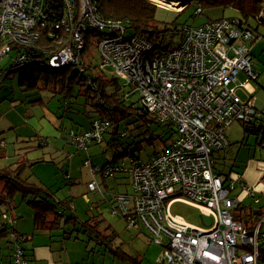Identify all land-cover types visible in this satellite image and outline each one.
I'll return each mask as SVG.
<instances>
[{
    "label": "built area",
    "instance_id": "2783aa9c",
    "mask_svg": "<svg viewBox=\"0 0 264 264\" xmlns=\"http://www.w3.org/2000/svg\"><path fill=\"white\" fill-rule=\"evenodd\" d=\"M61 3L63 13L53 19L48 10L51 0H0V38H6L0 58L10 54L15 41L32 42L45 30L57 49L46 51L43 64L51 68L75 64L85 47L84 33L109 29L111 34L99 42L103 62L136 87L143 105L158 121L176 126L168 147L150 161L139 160L127 168L124 162L100 166L87 157L84 164L92 177L88 188L107 195L97 176L111 177L126 167L132 192L111 195V211L121 214L128 226L145 228L162 246L165 264H258L263 220L248 228L234 217L232 210L240 204L231 195L234 182L215 171L213 158L215 151L229 145L226 129L233 122L263 116L251 99L243 100L237 93L246 85L239 81L241 72L250 81L258 79L250 47L243 43L253 33L241 28L239 20L224 17L185 27L178 47L151 56L150 42L138 36L126 38L123 20L99 15L93 0ZM28 60L31 56L25 51L17 52L14 59L16 64ZM92 124L84 132L70 130L68 141L81 149L92 141L102 142L108 120ZM242 189L255 197L247 185ZM175 201L196 206L211 217V224L196 225L173 215L170 206ZM8 220L15 222L12 215ZM11 236L12 264H27L22 246L27 236Z\"/></svg>",
    "mask_w": 264,
    "mask_h": 264
},
{
    "label": "trees",
    "instance_id": "16d2710c",
    "mask_svg": "<svg viewBox=\"0 0 264 264\" xmlns=\"http://www.w3.org/2000/svg\"><path fill=\"white\" fill-rule=\"evenodd\" d=\"M93 1L97 7V11L99 15L105 16L109 19L111 18L115 20L116 19L123 20L124 27H126V34H125L126 38H130L132 36H138L150 42L153 45L152 50H150L149 53V55L151 56H155V53L162 55L165 52L169 51L170 49L178 47L184 38L185 27L194 26V25H189L187 23L179 24L176 18H174L169 22L159 21L157 18V12L159 9H164V8L159 7L153 1L161 5L165 4V2L161 0H153V1L93 0ZM199 2L201 4L200 7L202 11L197 12L196 14L203 13L204 10L207 8H220L223 11L227 9L235 10L236 13L233 14V17H229V18L239 20L240 21L239 24L241 28L248 29L253 33L252 34L253 36L251 38L243 41V43L246 46L250 47V44H252V42L259 37V34L256 33L255 28H253L254 25L252 23L255 21L257 22V20H260L259 15L263 5L262 3L263 0H199ZM51 3L52 6L48 8V10L50 11V16L53 19H58L60 17V14L62 15L63 13L61 0H51ZM179 5H175V6H179L183 8V3ZM196 6L198 5L195 4V7ZM186 7H184L183 9L181 8L182 10L176 12V14L181 15ZM224 17L225 16H221L218 18H210L206 22L218 20ZM39 33H40L39 38L34 40L32 39L33 40L32 42L15 41L14 43L11 44L12 51L10 52L9 55H4V56H8L10 58V61L11 59H13V61H11L10 64L8 61L6 65H0V88L2 87L4 81L7 78L9 77L11 78L13 73L18 72L19 88L27 92L29 97H34L36 95H39V97L32 100L31 103L33 104H42L44 102L40 94L43 91H49L52 97H58V99L62 102L61 107L63 108L70 107L71 103L74 101L73 100L74 98H78L82 96L84 98L82 104L83 106H85V110H84L85 113L90 117L92 116L96 117L94 120L93 118H90V123H93V121L95 120H99V121L108 120L109 124L104 133L108 131L113 136L112 138H110L111 140L109 141H110V145H113L115 147L117 156H120V154L123 153L127 154L129 152L130 147L132 146V143H137L136 141L132 142L129 140H126L125 143L120 142V137H123L124 139L128 137V136L124 137L125 132H120L121 123L126 119L128 115H135L137 116L138 120L152 121L160 126L165 125L167 128L163 134L167 136L169 142L172 141L176 133V126L173 125V123L158 121L155 118V115L151 113L150 110L143 105L141 99H137V101H130L129 103L128 101L129 94L126 93V91L124 90L125 86L121 82H119L118 77L117 76L108 77L105 73H103L102 70L100 71L98 69L99 66L98 64L88 62V60L86 59L85 53L88 51L92 52L91 49L93 46L94 47L98 46V50H99L100 40L104 36L111 34L109 29L105 28V30L86 31L83 36L85 39V47L81 52V54L79 55L78 62L75 64L68 63L62 67H56V68L45 66L43 62L46 61V57L49 54L46 51L50 50L49 52H52L53 50L57 49L56 48L57 44H55L54 40L49 39L50 36L45 30L39 31ZM168 33H171L170 36L172 37L173 35L174 36L179 35L178 41L174 44L172 42V39L170 41H166V35ZM5 39L6 38H0V48L4 45L6 41ZM19 51L29 52L31 56V61L28 60V62L16 64L14 59L16 53ZM100 55L102 57L101 53ZM252 56H253V64H254V55L252 54ZM102 64H104L105 66L109 65V63H105L103 61ZM254 69H255V65H254ZM126 84L128 85L129 90L132 91L133 94L139 93V91L136 89V87L133 84H131L128 81ZM75 89H76V93H74ZM5 98L7 99V96ZM88 106H91L92 109L90 108L89 111L87 112ZM91 111L93 112V115H90ZM256 119L248 122L244 121L243 123L246 126V133L254 134L256 137L257 136L260 137L262 140L259 141L258 144L264 146V115L261 116L260 118L256 117ZM73 123L74 124L77 123V124L74 125ZM73 123H71L73 124L72 127H69L70 130L73 129L76 132H80L76 130V126L77 125L79 126L81 124L75 120L73 121ZM91 127H88L84 131H87ZM110 127L113 128L111 131H110ZM61 129L66 130L64 125L63 127H61ZM70 130H68V132ZM104 138H105V134H104ZM17 140L21 142H26V145L24 146L26 150H29L35 146V144L29 142L30 141L29 138H21L20 136H18ZM27 143L30 144L27 145ZM155 155L150 160H152L155 157ZM4 156H6L5 143L0 145V159L3 158ZM213 158H214V153H213ZM129 160H130L129 161L130 164L126 166L127 168L131 167L134 164H137L139 160L144 161L140 157L134 155L131 156ZM123 162L126 164V161ZM123 162L116 161L115 159H113L112 161H110V163H106L105 166L107 164H113V163L119 164ZM33 164H34L33 162L29 161L26 157L20 154L18 155L16 160L12 161L8 165L3 166L0 164V241L11 242L12 245L13 238L11 235L14 233H18L20 235H26L27 238L29 237L27 234L21 233L16 229L17 214L15 213V208H16L15 201L17 195H21L22 201L24 200L27 204H30L31 208L33 209L35 214L34 224L37 227H41L45 225L47 222L52 223L50 224V226L55 225L56 227H59L60 225L63 226V224L64 226H66L69 223L72 224L76 223L80 227L82 226L83 228H85L86 232L92 234L89 235V239L91 238L98 239L101 244L108 247L115 255L116 254H120L121 256L126 255L125 253L122 252L123 249L121 244L118 246H114V240L116 239L117 236L113 231L109 232L108 227L104 228V226L106 225L104 219H99L96 217L88 218L85 220L81 219L77 211L70 206L71 199H65L64 201L61 199L55 200L53 197H51L52 193L49 190H47L46 188L40 185L29 182L28 180L23 178L22 177L23 171L27 168V166L29 165L31 166ZM214 164H215V158H214ZM126 167L124 170L119 172L130 173ZM101 177H103V182L100 181L98 182L103 192H106L103 187L107 186L108 183H106V178L108 177H104V176ZM69 178H71V176ZM90 180H92V177ZM116 187L117 185H114L111 188L114 189ZM96 191L103 194L100 190H96ZM120 193H127V192L117 191L110 195H117ZM59 202L63 204V208H60ZM242 206H245L247 210L248 207L242 204H239L236 210H240ZM259 208H260V212H254L252 210V212L247 213L246 215H244V217L242 215L241 216L239 215V220L242 221L248 228H252L253 226H255L254 224L257 223L254 222V218L258 220L260 213L264 209V203L260 204ZM51 214L53 215V220L48 221L47 217ZM10 215L14 216L15 222H10L8 220ZM75 237L79 238L78 235H76ZM25 241L26 239L22 242L24 252H25V248L23 243ZM12 252H13V248H12ZM260 257L261 259L263 258L264 260V256L262 253V245L260 246ZM25 258L28 263V258L27 257Z\"/></svg>",
    "mask_w": 264,
    "mask_h": 264
},
{
    "label": "rangeland",
    "instance_id": "374dc122",
    "mask_svg": "<svg viewBox=\"0 0 264 264\" xmlns=\"http://www.w3.org/2000/svg\"><path fill=\"white\" fill-rule=\"evenodd\" d=\"M181 1L182 0H180V2ZM183 1H186L185 3L183 2L184 4L187 3L186 5L183 4V7H186L187 5L188 6L185 8L181 15L176 14V12L182 10V7H179L180 5L175 6V4L174 6H171L173 4H171L170 2L161 5L153 1L159 7L164 8L158 10V20L161 22H169L176 18L179 24L187 23L189 25H199L203 22L208 21V19L210 18H218L223 16L224 14V11L220 8H207L203 13L196 14L197 7H195V4L200 6L201 4L199 0ZM262 3L263 5L260 12L261 15L259 16L263 20L261 16L264 10V0ZM252 24L254 25L253 28L257 27V30L259 31L261 36V41L263 42L264 25L259 24V22L256 21ZM170 35L171 33H168L166 35V41H170L172 39L173 44L176 43L179 39V35H173V37ZM254 44H256V42H254ZM257 48L258 46L256 47V49ZM91 50L92 52L88 51L85 53L88 62L98 64V69L100 71L102 70L103 73H105L108 77L117 76L119 82H121L125 86L124 90L129 94V103L130 101H137V99H140L139 93L133 94L132 91L129 90V87L126 84L127 80L122 76L117 75L113 65L109 64L105 66L104 64H102L103 60L99 53L98 46H93ZM8 61L10 64L13 59H11L10 61V58L8 56H4L2 59H0V65H6ZM241 74L243 73L241 72L239 75ZM74 93H76V89ZM40 94L44 100L42 104L29 103L27 101V99H29V95L27 92L19 88L18 72H15L12 74L11 78L9 77L4 81V84L0 88V104L3 101H7L8 104L20 107L22 106L25 109H29V107L32 108L31 114H34L36 116L30 118L29 120H32L30 123L37 124L36 127L38 129H40L41 123L44 124L43 117L45 116L46 112H59V115H61L64 119L67 130L53 127L54 132H51L46 136L43 134V132H40L38 130V134L32 141V144H35V146L29 150H26L24 148L26 142L17 140L16 132H12L11 130H9L12 125L8 126L9 122H5L4 130L6 131H3L1 130L0 122V145L5 143L6 148V156L0 159V164L3 166L8 165L12 161L16 160L19 154L23 155L29 161L34 163L31 166H27V168L23 171V178H25L29 182L35 183L49 190L52 193L51 197H53L55 200L61 199L64 201L65 199H71L75 203L77 207V213L80 214L81 219L85 220L88 218L96 217L99 219H104L105 223H111L116 233L118 234L117 240L124 243L125 249L128 252L125 256H121L120 254L115 255L111 252L109 254L103 253V249L99 248L102 247L103 244H98L96 242V238L89 239V235L92 234L84 231L85 229L82 226V231L80 232L79 236L81 239H86V242L91 241L89 242V248H94L93 251L95 252L97 258H105L104 264H153L155 250L152 249L151 252L147 254L148 257H146L143 262H139L138 257L134 253L133 245H135L139 250L143 249L144 252L147 250L145 243L149 245L148 243L154 242V240L152 238L150 239V237L145 233H138V227L128 226L129 224H127L126 220L121 214L112 213L111 205L103 195H101L98 191H91L90 189H88V181L91 179V176L88 167L84 164V160L86 157L90 156L94 163H99L100 166H105L106 163H110V161L115 159L116 161H126V164L124 163V165L127 166L130 164V157L134 155L140 157L144 161H148L157 152L159 153L161 150H164L166 147H168V138L163 134L164 131H166L167 127L165 125L160 126L152 121L138 120L137 116L135 115H128L120 126V132H125L124 137H128L126 139L120 137V142L125 143L126 140H129L132 142L136 141L137 143H132V146L130 147L127 154L123 153L120 154V156H117L115 147L113 145H110L109 141L113 136L108 131L105 133V138L102 143L92 141L88 145L87 149L77 148L74 144L66 142V140L68 141L69 138L67 132L68 130H70L69 127L71 123H73V121L75 120L79 122L82 127H91L92 123H90V118H93V120L96 118L93 116L90 117L85 113V106H83L82 104L84 98L82 96L74 98V101L71 103L70 107L63 108L61 107L62 102L58 99V97H52L49 91H43ZM6 96L7 99L5 98ZM90 108L92 109L91 106H88L87 112ZM27 114L28 113H25V116ZM90 115H93L92 111L90 112ZM45 126L47 133V128L50 127L48 124H46ZM41 129L42 131H44L43 128ZM112 129L113 128L110 127V131ZM227 130L229 131V134L231 136L238 137V141H240L241 139H250L251 141H254L256 137L254 134L246 133V126L240 121L233 122ZM41 135L45 138L41 137ZM28 144L30 143H27V145ZM236 144L237 143H232L230 147ZM223 152H225V150H219L215 152V166L217 169L226 172V165L229 163V161L226 160L224 162ZM69 153H71V157ZM70 175L72 178H69ZM99 178H101L100 174L98 175V179ZM106 183H108V187L104 186L103 188L107 192L108 196H111L110 194L117 191L129 193L132 192V179L130 173L128 172H118L115 175L106 178ZM114 185H117V187L114 189L111 188ZM15 205V211H17L18 213L16 220L18 221V223L16 222L17 225L29 221V218L32 214V208L30 204L22 202V196L17 195ZM247 207V210L245 206H242L240 210L233 209L232 213L234 217L239 220V215H242L244 217V215L252 212V210L254 212H260L258 204H254L251 206L248 205ZM86 210L88 212H86ZM170 211L173 213V215L178 214V216L189 223H193L196 225H205L202 220L201 210L188 202L175 201L171 204ZM262 220V231H264V209L260 213L258 220L254 218V222H257L255 223L257 225ZM70 224L71 223H69L68 225ZM140 239H143L145 243H143ZM3 246L7 245L3 243ZM153 247H155V245ZM239 252L240 254H243V248H239ZM161 253L162 250L160 251V254ZM262 253L264 256V242L262 243ZM261 260H263V258ZM260 262L263 264V261Z\"/></svg>",
    "mask_w": 264,
    "mask_h": 264
},
{
    "label": "crops",
    "instance_id": "0c3cea01",
    "mask_svg": "<svg viewBox=\"0 0 264 264\" xmlns=\"http://www.w3.org/2000/svg\"><path fill=\"white\" fill-rule=\"evenodd\" d=\"M235 13H236L235 10L227 9L224 11L223 16L233 17V14ZM259 19L261 18L259 17ZM257 22H259V24L264 25V23H261L262 20H257ZM256 29L257 27L255 28V31L257 34H259V37L256 40H254L252 44H250V49L252 54L254 55L255 71L258 72L259 74L258 80H256V82L250 81L247 79V77L244 74L239 75L238 77L239 81L245 82L246 85L243 88H238L237 93L240 95V97L243 100L251 99L252 104L255 106V108H257L259 111H262L263 113H261V115H264V41L263 42L261 41L260 33ZM254 42H256V44H254ZM257 46L258 48L256 49ZM37 97H39V95H36V97L35 96L29 97L27 101L31 103L32 100ZM0 108H1L0 110L1 130L6 131L4 130V123L9 122L8 126L12 125L9 130H11L12 132H16L17 138L18 136H20L21 138H29L30 143H32V141L34 140V136L38 134V130L40 132H43V134L46 136L49 133L54 132L53 127L61 129L63 125L65 126L64 119L61 115H59V112H55V111H53L52 113L46 112L45 116L43 117L44 124L41 123L40 129H38L36 127L37 124H32L30 123L32 120H29L30 118L36 116L34 114H31L32 108L29 107V109H25L22 106L20 107V106L8 104L7 101L1 102ZM25 113L28 114L25 116ZM237 121H240L242 123L244 122L242 120H237ZM46 124H48L50 127L47 128L48 130L47 133L45 126ZM73 124H71L70 127H72ZM41 128H43L44 131H42ZM65 128L67 130V126H65ZM87 128L88 127H84V126L82 127L81 125L76 126V130L80 132L84 131ZM226 135L229 141V145L221 149V151L225 150V152H223L224 162L226 160L229 161V163L226 165L227 171L224 172L217 169L215 166L216 161L214 164L215 171L226 176L229 180H233L234 189L232 190L231 195L237 196L240 199V204L246 206L248 205L251 206L254 204H258V205L263 204L264 203V148L263 147L264 146L258 144V142L261 141L262 139L257 136L255 137L254 141H251L250 139L248 140L241 139L240 141H238L239 140L238 137L231 136L228 130L226 131ZM41 137L44 136L41 135ZM232 143H237V144L230 147ZM70 154L71 153H69V155ZM228 179L226 182L229 181ZM98 181L102 182V177L99 178ZM89 182L90 180L88 181V183ZM243 185H247L251 189V191L254 192L255 197H252L248 195L246 191H243L242 189ZM91 191H96V190H91ZM103 196L109 201L110 205L112 206V202L114 201V199L108 195H103ZM257 199L259 201H257ZM22 202L25 201L23 200ZM70 206L77 211V207L72 200ZM32 211L33 209L31 210L32 214L29 218V221L21 223L20 225L19 224L17 225L18 221L16 223L17 231L21 233H25L29 236L26 239V241L23 243L25 248V255L28 258V264H104L105 258L102 259L97 258L95 252L93 251L94 248H89L90 247L89 242L91 241L86 242V239L84 238L81 239L80 237L79 238L75 237L76 235L80 236V232L82 231V228L78 224L71 223L70 225H66V226H64L63 224V226L60 225L59 227H56L55 225L50 226V224L52 223L47 222L45 225L41 227H37L34 224L35 214L34 211L33 212ZM86 212L88 211L86 210ZM15 213L18 215L17 211H15ZM47 220L48 221L53 220V215L52 214L49 215L47 217ZM105 224L106 225L104 226V228L108 227L109 232L113 231L117 236L116 239L114 240V246H118L121 244L123 249L122 252L127 254L128 252L125 249L124 243L119 242L117 240L118 234L116 233L113 225L109 222ZM138 233H145L151 239V236L146 231V229L141 226L138 227ZM140 240L143 243H145L143 239ZM96 242L98 244H101L98 239L96 240ZM3 243H5L7 246H3ZM145 244L147 250L144 252L143 249L139 250L138 248H136L135 245H133L134 253L138 257V261L143 262L145 258L148 257L147 254L151 252V250L153 249L155 250L153 264H165V258L163 257L162 246L156 242H149L148 243L149 245H147V243ZM154 245L155 247H153ZM104 246L105 245L99 247L103 249V253L105 254H109L110 252L112 253V251L108 247L106 246L104 247ZM161 250L162 253L160 254ZM11 254H12L11 242L0 241V259H1L0 264H11L12 263ZM260 261H263L264 264V260H261V257L259 256L258 264H262Z\"/></svg>",
    "mask_w": 264,
    "mask_h": 264
},
{
    "label": "bare ground",
    "instance_id": "6f19581e",
    "mask_svg": "<svg viewBox=\"0 0 264 264\" xmlns=\"http://www.w3.org/2000/svg\"><path fill=\"white\" fill-rule=\"evenodd\" d=\"M161 1H163V2H165V3H171V4H173V5H179V4H182L184 1L182 0L181 2H180V0H161ZM180 2V3H179ZM186 2V1H185ZM184 2V3H185ZM183 3V4H184ZM187 4V3H186ZM186 4H184V5H186ZM180 11V10H179ZM261 15V14H260ZM262 16L264 17V10H263V12H262Z\"/></svg>",
    "mask_w": 264,
    "mask_h": 264
},
{
    "label": "water",
    "instance_id": "95a60500",
    "mask_svg": "<svg viewBox=\"0 0 264 264\" xmlns=\"http://www.w3.org/2000/svg\"><path fill=\"white\" fill-rule=\"evenodd\" d=\"M201 216H202V220L205 224L204 226H209L211 224V221H212L211 217L205 216L203 214Z\"/></svg>",
    "mask_w": 264,
    "mask_h": 264
},
{
    "label": "clouds",
    "instance_id": "9594fccd",
    "mask_svg": "<svg viewBox=\"0 0 264 264\" xmlns=\"http://www.w3.org/2000/svg\"><path fill=\"white\" fill-rule=\"evenodd\" d=\"M61 208V207H60Z\"/></svg>",
    "mask_w": 264,
    "mask_h": 264
}]
</instances>
